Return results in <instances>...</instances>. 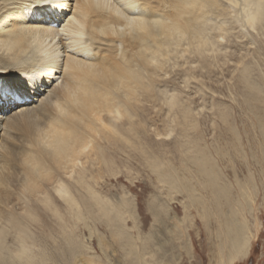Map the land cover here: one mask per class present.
Segmentation results:
<instances>
[{
  "label": "bare ground",
  "instance_id": "1",
  "mask_svg": "<svg viewBox=\"0 0 264 264\" xmlns=\"http://www.w3.org/2000/svg\"><path fill=\"white\" fill-rule=\"evenodd\" d=\"M76 3L60 31L46 22V14L37 17L42 13L32 9L33 0H0V72L6 76L9 72L32 75L45 69L49 83L59 73L63 77L40 105L7 122L0 146V264H44V258L52 254L49 247L69 242L71 228L86 222L87 212L94 213L95 206L109 218L108 222L122 221V209L132 207L134 202L128 198L109 204L92 186L88 162H104L110 168L120 154L122 160H134L136 143L149 145V123L155 126L156 136L170 135L175 129L173 122L182 125L184 133L193 128L189 116L194 108L184 103L180 92L158 90V85L171 82L166 75L170 74L172 61L178 64V59L185 57L186 62L200 61L207 67L210 56L217 57L215 52L228 45L223 41L236 32L234 28L250 27L264 34V0ZM60 32L68 34L67 38H62L65 35ZM184 71L176 70L175 74ZM193 73L191 67L186 75ZM259 86L261 83L258 89ZM31 93L35 100L41 99L35 85ZM247 95L257 99L253 87L246 89V98ZM160 101L174 114V120L164 122L162 128L147 115L148 103ZM251 105L255 107L253 101ZM2 114L5 115L0 119L8 115ZM181 114L182 122L178 121ZM185 160H201L200 171L207 177V189L211 187L214 194L211 203L226 205L233 212L235 218L227 223L226 237L220 245V264H232L247 255L250 238L245 221L237 218L234 211L230 187L217 185L219 172L206 149ZM156 167L159 170L160 164ZM176 173L174 169L158 171L161 181L181 188L184 182ZM65 175L74 177V181ZM91 178L97 182L95 176ZM86 192L97 205L88 204ZM157 207L152 209L160 217ZM113 210L115 217H111ZM120 228L123 227L118 231L124 233ZM73 251L76 256L78 249ZM21 260L24 261L19 263Z\"/></svg>",
  "mask_w": 264,
  "mask_h": 264
},
{
  "label": "rangeland",
  "instance_id": "2",
  "mask_svg": "<svg viewBox=\"0 0 264 264\" xmlns=\"http://www.w3.org/2000/svg\"><path fill=\"white\" fill-rule=\"evenodd\" d=\"M76 4L75 0L71 14ZM67 18L57 29L64 28ZM238 28H234L236 32H232L230 39L229 36L224 39L223 43L229 45L223 48L224 52L221 49L215 52L217 57L210 56L209 67L180 57L178 64L172 61L170 74L166 75L170 84L158 85L159 91L167 88L169 94L180 92L184 103H190L194 108L189 116L193 128L189 127L184 133L182 125L176 126L173 122L175 129L170 135L156 136L155 126L149 123V145L143 147L136 143L134 160H122L124 157L120 154L119 160H112L110 168L104 162L100 165L96 160L88 162L90 182L109 204L128 198L134 202L132 207L122 209L123 220L108 222L109 218L95 206L94 213L87 212L86 222L71 228L69 242L49 247L59 259L51 254L44 258V264H58L55 261H62L61 264H220L221 240L226 237L227 223L235 217L228 206L211 203L214 194L211 187L207 189V177L200 171L201 160H185L203 149L209 152L219 172L217 185L230 187L229 196H232L231 203L234 199L236 216L245 221L248 229L247 255L232 264H264V34L250 27ZM60 33L65 35L62 38H67L68 34ZM191 67L194 73L187 77V69ZM182 69L186 72L175 74ZM244 77H249L250 81H245ZM188 78L192 80L189 82ZM62 79V75L57 74L51 87L47 91L43 88L39 101L30 93L18 101L21 107L11 111H7L11 106L6 107L4 113L8 115L0 119V146L7 122L14 121L22 111L40 105ZM258 82L261 83L259 89ZM249 87H253L257 99L245 97ZM150 103L148 120H154L160 128L164 122L174 120V114L163 101ZM182 120L183 114L178 118ZM161 141L164 144H159ZM141 147L148 150L147 154ZM158 164L160 171L176 170L175 176L184 182L182 187L161 181ZM91 176H95L97 182ZM71 180L74 181V177ZM86 196L90 206L97 205L88 192ZM202 200L208 203L203 204ZM155 206L162 214L160 217H156L152 209ZM116 214L113 210L111 217ZM119 227H123L120 229L124 233L118 231ZM12 243L10 241L9 245L13 247ZM73 249H78L76 256ZM58 251L60 254H55Z\"/></svg>",
  "mask_w": 264,
  "mask_h": 264
},
{
  "label": "snow or ice",
  "instance_id": "3",
  "mask_svg": "<svg viewBox=\"0 0 264 264\" xmlns=\"http://www.w3.org/2000/svg\"><path fill=\"white\" fill-rule=\"evenodd\" d=\"M74 5L75 0H44L42 3H35V0H33L32 9L51 17L52 19L46 22L59 27L71 15ZM62 66L61 63L60 69H62ZM56 70L54 67L53 71ZM48 81L49 73L45 69H41L32 75L9 72L6 76L3 72H0V113L5 112L6 106H11L7 107V111L21 107L18 101L26 94L31 93L33 85H35L36 94L43 95L44 93L40 92V89L44 88L47 91L51 87V83ZM25 102L32 103V101Z\"/></svg>",
  "mask_w": 264,
  "mask_h": 264
}]
</instances>
